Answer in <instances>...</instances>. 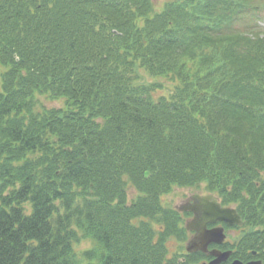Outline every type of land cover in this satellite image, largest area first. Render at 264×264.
Instances as JSON below:
<instances>
[{"label": "trees", "instance_id": "obj_1", "mask_svg": "<svg viewBox=\"0 0 264 264\" xmlns=\"http://www.w3.org/2000/svg\"><path fill=\"white\" fill-rule=\"evenodd\" d=\"M259 2L0 0V264H198L169 257L176 188L235 207L232 259L264 262Z\"/></svg>", "mask_w": 264, "mask_h": 264}, {"label": "water", "instance_id": "obj_2", "mask_svg": "<svg viewBox=\"0 0 264 264\" xmlns=\"http://www.w3.org/2000/svg\"><path fill=\"white\" fill-rule=\"evenodd\" d=\"M194 203L185 207L184 210L191 211L195 218L187 224V230L197 233V237L187 247L189 253L197 251L206 252L211 243L222 244L225 241L224 228L208 230L209 224L225 223L228 226H242L243 221L234 208H223L217 199L212 196H193ZM180 210V211H184ZM216 259L210 264H221L227 261L231 252H212ZM232 264H245L235 261ZM247 264H262L261 261H253Z\"/></svg>", "mask_w": 264, "mask_h": 264}, {"label": "rangeland", "instance_id": "obj_3", "mask_svg": "<svg viewBox=\"0 0 264 264\" xmlns=\"http://www.w3.org/2000/svg\"><path fill=\"white\" fill-rule=\"evenodd\" d=\"M167 1H170V0H154V2L157 4L159 8ZM259 1L261 2V0ZM249 21L252 24L251 26L257 27L256 30L264 34V10L262 11V15L259 20L256 19V21H254L253 19H250ZM245 29H248V27L239 25V30H245ZM0 82H1V76H0ZM45 105L50 108V107H60L61 104L60 102H48V103L45 102ZM195 191L205 192L203 190H197V189ZM193 192H194L193 189L176 188L171 193L167 194L166 196H163V204L173 209L181 207L183 203L186 201V199L190 195H192ZM134 194H136L134 190H131V192H129V199H132L133 196H135ZM236 231H237V234L240 236L242 233L241 230H236ZM167 246L169 248V257L171 258L174 256V254L184 253L186 242L179 241L176 237H174L168 241ZM91 248H93V243L89 240H83L81 243L75 246V249L78 253H81L82 251H85Z\"/></svg>", "mask_w": 264, "mask_h": 264}, {"label": "flooded vegetation", "instance_id": "obj_4", "mask_svg": "<svg viewBox=\"0 0 264 264\" xmlns=\"http://www.w3.org/2000/svg\"><path fill=\"white\" fill-rule=\"evenodd\" d=\"M194 192L192 193V195H190L186 201L183 203V205L181 207H178V209L180 210H184L185 207L193 204L195 201L193 199V196L195 195H200V196H207L208 193H205V192H201V191H198L196 192L195 190H193ZM217 199L218 202L219 199L217 197H215ZM222 207L226 208V206H223ZM183 213L187 214V215H190V217H187L185 218V223L187 224L190 220H193L195 218V215L190 212V211H186L184 210ZM224 228V233H225V241L222 243V244H217V243H211L209 246H208V249L206 252H203V251H197V252H194V253H191V254H188L187 253V246H188V243L192 240H194L196 237H197V233L196 232H189L188 235H189V238H188V241L186 243V247H185V251L184 253L181 254L182 256V260H185V257L187 256H196V255H199L200 257V264H210L211 262H213L216 257L214 255H212V252L214 251H218V252H222V253H225V252H231V255L230 257L227 259V261L225 262H222L221 264H232L234 261H241L243 263H249V262H253V261H257L259 260L258 258H255V254L254 255V258L247 260V261H242L240 259H232L233 258V255L235 253V251L233 250L234 248V245L236 244V241L239 239V235L237 234V231L235 228H229L227 226H225L223 223H217V224H209L208 225V230H213V229H216V228ZM184 256V257H183Z\"/></svg>", "mask_w": 264, "mask_h": 264}]
</instances>
